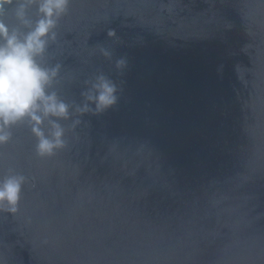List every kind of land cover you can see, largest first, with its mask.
<instances>
[{"label": "water", "instance_id": "water-1", "mask_svg": "<svg viewBox=\"0 0 264 264\" xmlns=\"http://www.w3.org/2000/svg\"><path fill=\"white\" fill-rule=\"evenodd\" d=\"M53 31L64 146L0 144V264H264V0H70ZM98 73L116 103L77 111Z\"/></svg>", "mask_w": 264, "mask_h": 264}, {"label": "clouds", "instance_id": "clouds-1", "mask_svg": "<svg viewBox=\"0 0 264 264\" xmlns=\"http://www.w3.org/2000/svg\"><path fill=\"white\" fill-rule=\"evenodd\" d=\"M70 0H0V144L11 136L10 127L26 121L36 137L38 156L52 155L64 146L60 119H67L69 106L55 91L49 90L58 66L41 64V57L56 33L53 29L68 10ZM110 29L107 33L112 36ZM102 54L108 53L102 50ZM123 60L115 62L116 67ZM117 86L111 78L98 73L88 83L85 103L77 111L102 112L117 101ZM47 120V134L41 127ZM26 177L22 174L0 176V211L14 214Z\"/></svg>", "mask_w": 264, "mask_h": 264}]
</instances>
